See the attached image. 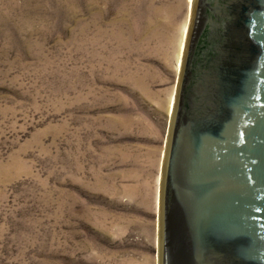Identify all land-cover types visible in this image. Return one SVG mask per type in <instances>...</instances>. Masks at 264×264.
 <instances>
[{
  "label": "rangeland",
  "instance_id": "1",
  "mask_svg": "<svg viewBox=\"0 0 264 264\" xmlns=\"http://www.w3.org/2000/svg\"><path fill=\"white\" fill-rule=\"evenodd\" d=\"M190 7L0 0V264H159Z\"/></svg>",
  "mask_w": 264,
  "mask_h": 264
},
{
  "label": "water",
  "instance_id": "2",
  "mask_svg": "<svg viewBox=\"0 0 264 264\" xmlns=\"http://www.w3.org/2000/svg\"><path fill=\"white\" fill-rule=\"evenodd\" d=\"M159 264H264V0H194L163 159Z\"/></svg>",
  "mask_w": 264,
  "mask_h": 264
},
{
  "label": "bare ground",
  "instance_id": "3",
  "mask_svg": "<svg viewBox=\"0 0 264 264\" xmlns=\"http://www.w3.org/2000/svg\"><path fill=\"white\" fill-rule=\"evenodd\" d=\"M189 3H191V7L190 8H191V13H192L193 6H194V0H189ZM188 21H189V19H188ZM189 27H190V25H189ZM189 27L187 28V25H186V28H185V31H184L183 43H182L181 54H180L181 56H182V54L185 53V47H186V42H187V36H188ZM187 29H188V31H187ZM185 40H186V42H185ZM184 45H185V47H184ZM180 61H181V59H180ZM182 63H183V59H182ZM180 69H181V67H180Z\"/></svg>",
  "mask_w": 264,
  "mask_h": 264
}]
</instances>
